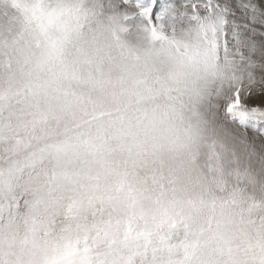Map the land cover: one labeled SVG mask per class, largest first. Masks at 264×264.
<instances>
[{"label": "clouds", "instance_id": "1", "mask_svg": "<svg viewBox=\"0 0 264 264\" xmlns=\"http://www.w3.org/2000/svg\"><path fill=\"white\" fill-rule=\"evenodd\" d=\"M119 3L0 0V261L264 264V139L224 107L248 50Z\"/></svg>", "mask_w": 264, "mask_h": 264}, {"label": "snow or ice", "instance_id": "2", "mask_svg": "<svg viewBox=\"0 0 264 264\" xmlns=\"http://www.w3.org/2000/svg\"><path fill=\"white\" fill-rule=\"evenodd\" d=\"M119 7L125 10L129 20L139 21L154 37L165 25L183 20L197 22L201 31L210 37L209 47L202 55L206 59L223 58L226 63L240 54L238 49L230 48L227 39L225 26L231 23V39L248 50L250 70L232 77L225 111L239 126L264 139V3L258 5L253 0H120ZM53 27H56L55 21Z\"/></svg>", "mask_w": 264, "mask_h": 264}, {"label": "rangeland", "instance_id": "3", "mask_svg": "<svg viewBox=\"0 0 264 264\" xmlns=\"http://www.w3.org/2000/svg\"><path fill=\"white\" fill-rule=\"evenodd\" d=\"M253 2L254 3H256V4H260V3H264V1L263 0H253ZM245 130H247L246 128H245Z\"/></svg>", "mask_w": 264, "mask_h": 264}, {"label": "bare ground", "instance_id": "4", "mask_svg": "<svg viewBox=\"0 0 264 264\" xmlns=\"http://www.w3.org/2000/svg\"><path fill=\"white\" fill-rule=\"evenodd\" d=\"M264 1V0H263ZM237 15L239 16V13H237Z\"/></svg>", "mask_w": 264, "mask_h": 264}]
</instances>
